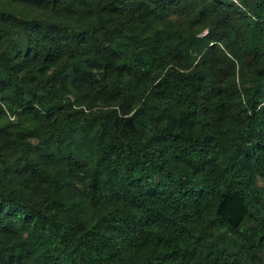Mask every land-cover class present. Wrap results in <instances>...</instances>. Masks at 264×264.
<instances>
[{
  "label": "trees",
  "instance_id": "16d2710c",
  "mask_svg": "<svg viewBox=\"0 0 264 264\" xmlns=\"http://www.w3.org/2000/svg\"><path fill=\"white\" fill-rule=\"evenodd\" d=\"M188 4L0 0V264H264V0Z\"/></svg>",
  "mask_w": 264,
  "mask_h": 264
},
{
  "label": "rangeland",
  "instance_id": "374dc122",
  "mask_svg": "<svg viewBox=\"0 0 264 264\" xmlns=\"http://www.w3.org/2000/svg\"><path fill=\"white\" fill-rule=\"evenodd\" d=\"M189 1V4L191 9L189 10L190 13L189 14H186V12H182V11H177L175 13V15H173V19H179L178 23L181 24L182 27H185L187 25V20H186V16L188 15H192L193 17H196L198 12H199V0H187ZM181 19V20H180ZM237 23H239L237 21ZM240 24V23H239ZM201 25V24H200ZM197 28V27H196ZM207 32V29L204 27V28H201L200 31H198V36H202L204 34H206ZM235 60V59H234ZM13 118L10 117V120H12ZM16 120V118L14 119V121ZM14 161V160H13ZM10 169L12 170V166L9 165ZM257 182L259 185H264V180L262 178H258L257 179ZM261 258H262V261H264V253L261 254ZM263 263V262H262Z\"/></svg>",
  "mask_w": 264,
  "mask_h": 264
}]
</instances>
